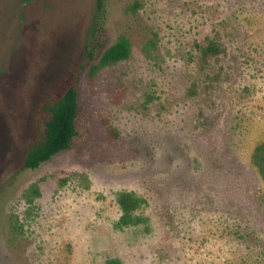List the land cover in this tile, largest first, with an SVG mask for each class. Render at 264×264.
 Segmentation results:
<instances>
[{
	"label": "rangeland",
	"instance_id": "rangeland-1",
	"mask_svg": "<svg viewBox=\"0 0 264 264\" xmlns=\"http://www.w3.org/2000/svg\"><path fill=\"white\" fill-rule=\"evenodd\" d=\"M94 2L0 0V264H264V0H105L100 27ZM120 35L129 57L81 75L70 147L15 174L85 38Z\"/></svg>",
	"mask_w": 264,
	"mask_h": 264
},
{
	"label": "trees",
	"instance_id": "trees-1",
	"mask_svg": "<svg viewBox=\"0 0 264 264\" xmlns=\"http://www.w3.org/2000/svg\"><path fill=\"white\" fill-rule=\"evenodd\" d=\"M105 0H95L93 22L100 27L104 17ZM205 60L218 53L217 46L209 41L201 50ZM130 54V42L120 35L107 47L96 42H83L60 76L49 86L39 100L32 117V135L27 147L22 151L14 172L18 174L26 170H34L52 156L67 150L77 134V117L80 111L77 84L83 75L88 85H93L98 74L106 68L125 61ZM252 163L264 180V142L258 144L252 154ZM36 186L31 187L29 197L38 195ZM116 201L122 211L121 222L132 223L133 211L139 206L138 199L131 193L121 192ZM21 233V226L12 224L11 241Z\"/></svg>",
	"mask_w": 264,
	"mask_h": 264
}]
</instances>
